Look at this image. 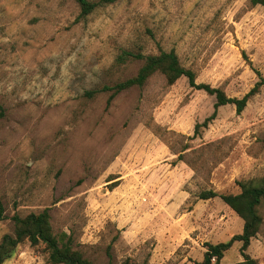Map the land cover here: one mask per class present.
Returning a JSON list of instances; mask_svg holds the SVG:
<instances>
[{"label": "rangeland", "instance_id": "1", "mask_svg": "<svg viewBox=\"0 0 264 264\" xmlns=\"http://www.w3.org/2000/svg\"><path fill=\"white\" fill-rule=\"evenodd\" d=\"M171 49L197 82L243 97L264 77V5L118 0L81 17L75 0H0V240L14 215L47 207L54 231L97 264H196L208 243L242 232L221 197L199 193L264 176V85L242 112L220 106L197 137L216 98L185 76L156 73L111 103L86 94L136 75L142 60L121 63L125 50ZM241 245L221 262L243 260ZM246 252L264 264V223ZM3 264L50 263L27 240Z\"/></svg>", "mask_w": 264, "mask_h": 264}, {"label": "trees", "instance_id": "2", "mask_svg": "<svg viewBox=\"0 0 264 264\" xmlns=\"http://www.w3.org/2000/svg\"><path fill=\"white\" fill-rule=\"evenodd\" d=\"M80 6V16L86 17L93 13L99 6L112 4L118 0H75ZM253 5H264V0H251ZM142 60L136 75L118 81L114 84H105L101 88L87 90L90 97L103 91L110 92L108 103L120 92L135 86H143L149 78L156 74H163L167 82L175 83L179 78L185 76L189 79L190 85L197 89L205 90L215 96V110L203 122H198L195 126L197 137L202 133L204 127H208L218 113V108L226 104H235L238 112H242L252 96L257 94L264 85L262 77L249 92L243 97H233L227 94L222 87H215L207 82H197V74L194 69L186 66L175 49L161 50L158 53L146 54L143 52H132L125 50L119 61L125 63L128 60ZM5 115V108L0 103V118ZM180 157L182 155L180 154ZM239 192H219L214 189H204L199 193L202 199L221 197L243 220V230L234 234L227 241L216 244L208 243V250L204 254L202 261L196 264H212L213 259L218 264H223L221 260L225 253L232 248L235 242H242L241 252L244 259L235 264H258V260L249 255L246 250L251 245L252 239L261 231L264 223V176L260 178H249L238 180ZM6 217V207L0 198V221ZM50 208H45L40 212H31L25 216L14 215V233L5 234L0 240V264L9 258L19 244L29 240L32 245L43 244V253L46 255L47 263L50 264H97L87 257L81 250L74 247L73 236L67 232L56 233L51 223ZM107 264H150L148 260L139 262L132 257H126L121 263L109 260Z\"/></svg>", "mask_w": 264, "mask_h": 264}]
</instances>
